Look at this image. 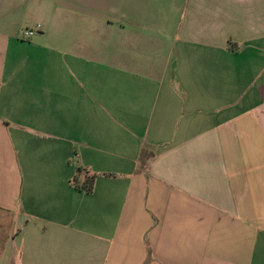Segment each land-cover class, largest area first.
I'll use <instances>...</instances> for the list:
<instances>
[{"label": "crops", "instance_id": "0c3cea01", "mask_svg": "<svg viewBox=\"0 0 264 264\" xmlns=\"http://www.w3.org/2000/svg\"><path fill=\"white\" fill-rule=\"evenodd\" d=\"M0 264H264V0H0Z\"/></svg>", "mask_w": 264, "mask_h": 264}, {"label": "built area", "instance_id": "2783aa9c", "mask_svg": "<svg viewBox=\"0 0 264 264\" xmlns=\"http://www.w3.org/2000/svg\"><path fill=\"white\" fill-rule=\"evenodd\" d=\"M41 30V26L37 25L31 28H25L21 32L22 39H29Z\"/></svg>", "mask_w": 264, "mask_h": 264}, {"label": "trees", "instance_id": "16d2710c", "mask_svg": "<svg viewBox=\"0 0 264 264\" xmlns=\"http://www.w3.org/2000/svg\"><path fill=\"white\" fill-rule=\"evenodd\" d=\"M93 181L94 177H87L86 180L83 183L76 184V187L79 188L80 190H84L86 192H91L92 187H93Z\"/></svg>", "mask_w": 264, "mask_h": 264}]
</instances>
